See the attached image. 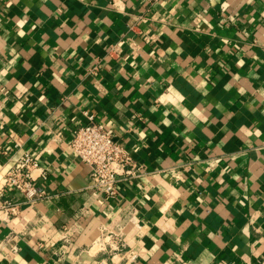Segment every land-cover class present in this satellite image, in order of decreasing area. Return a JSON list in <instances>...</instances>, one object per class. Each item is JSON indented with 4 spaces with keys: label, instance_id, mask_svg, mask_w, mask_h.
Masks as SVG:
<instances>
[{
    "label": "crops",
    "instance_id": "1",
    "mask_svg": "<svg viewBox=\"0 0 264 264\" xmlns=\"http://www.w3.org/2000/svg\"><path fill=\"white\" fill-rule=\"evenodd\" d=\"M86 112L142 166L114 199ZM0 145V198L24 153L50 195L0 264H264V0H0Z\"/></svg>",
    "mask_w": 264,
    "mask_h": 264
},
{
    "label": "built area",
    "instance_id": "2",
    "mask_svg": "<svg viewBox=\"0 0 264 264\" xmlns=\"http://www.w3.org/2000/svg\"><path fill=\"white\" fill-rule=\"evenodd\" d=\"M115 47L111 51L116 50ZM97 70V65L89 69L91 73ZM86 113L89 120L75 128L70 146L79 159L90 166L91 187L102 192L103 199H114L119 194L121 182L143 174L142 166L129 149L95 119L94 114ZM0 151L8 153L1 145ZM39 168L38 160L31 153H24L6 171V184L20 192L24 200L0 198V214L4 220L18 215L23 203L33 204L50 197L45 189L36 185L35 170Z\"/></svg>",
    "mask_w": 264,
    "mask_h": 264
}]
</instances>
